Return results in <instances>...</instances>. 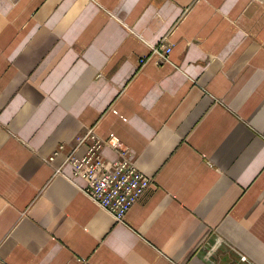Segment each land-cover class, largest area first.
Instances as JSON below:
<instances>
[{"label":"crops","instance_id":"obj_1","mask_svg":"<svg viewBox=\"0 0 264 264\" xmlns=\"http://www.w3.org/2000/svg\"><path fill=\"white\" fill-rule=\"evenodd\" d=\"M92 138L154 177L121 221ZM0 264H264V0H0Z\"/></svg>","mask_w":264,"mask_h":264},{"label":"built area","instance_id":"obj_2","mask_svg":"<svg viewBox=\"0 0 264 264\" xmlns=\"http://www.w3.org/2000/svg\"><path fill=\"white\" fill-rule=\"evenodd\" d=\"M172 50L173 46L164 37L160 43L151 46L150 54L142 56L140 63L145 64L152 57L158 64L168 62ZM83 142L79 140L80 144ZM104 143L92 138L83 156H71L69 160L74 167V176L85 179L86 194L121 221L148 188L155 184V180L140 170L125 152L115 160L106 158L102 153Z\"/></svg>","mask_w":264,"mask_h":264},{"label":"bare ground","instance_id":"obj_3","mask_svg":"<svg viewBox=\"0 0 264 264\" xmlns=\"http://www.w3.org/2000/svg\"><path fill=\"white\" fill-rule=\"evenodd\" d=\"M155 45V44H154Z\"/></svg>","mask_w":264,"mask_h":264}]
</instances>
